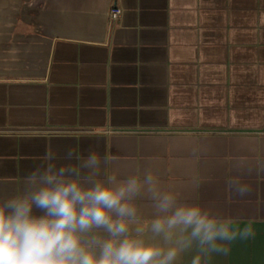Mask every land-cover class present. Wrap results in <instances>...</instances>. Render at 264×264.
Returning a JSON list of instances; mask_svg holds the SVG:
<instances>
[{"label": "crops", "instance_id": "1", "mask_svg": "<svg viewBox=\"0 0 264 264\" xmlns=\"http://www.w3.org/2000/svg\"><path fill=\"white\" fill-rule=\"evenodd\" d=\"M90 148L250 224L214 264H264V0H0V196Z\"/></svg>", "mask_w": 264, "mask_h": 264}, {"label": "clouds", "instance_id": "2", "mask_svg": "<svg viewBox=\"0 0 264 264\" xmlns=\"http://www.w3.org/2000/svg\"><path fill=\"white\" fill-rule=\"evenodd\" d=\"M115 163L95 148L36 162L18 193L0 196V264H214L254 235L163 185L151 166L108 174ZM232 190L241 199L252 191L237 179Z\"/></svg>", "mask_w": 264, "mask_h": 264}, {"label": "built area", "instance_id": "3", "mask_svg": "<svg viewBox=\"0 0 264 264\" xmlns=\"http://www.w3.org/2000/svg\"><path fill=\"white\" fill-rule=\"evenodd\" d=\"M120 15H121V9L116 6H113L109 9L107 19L109 22L114 23L116 20H118Z\"/></svg>", "mask_w": 264, "mask_h": 264}]
</instances>
